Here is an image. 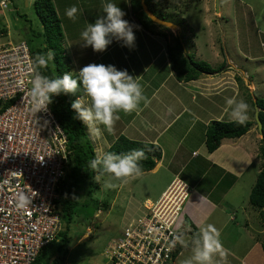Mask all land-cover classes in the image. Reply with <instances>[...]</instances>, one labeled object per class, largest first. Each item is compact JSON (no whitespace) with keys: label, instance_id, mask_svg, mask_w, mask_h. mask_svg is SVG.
I'll list each match as a JSON object with an SVG mask.
<instances>
[{"label":"crops","instance_id":"0c3cea01","mask_svg":"<svg viewBox=\"0 0 264 264\" xmlns=\"http://www.w3.org/2000/svg\"><path fill=\"white\" fill-rule=\"evenodd\" d=\"M52 2L62 28V44L70 62V73L79 76L80 69L88 64L113 65L117 70H126L133 76L141 84L148 100L146 105L141 103L140 110L136 113H119L120 120L116 122L111 135L101 125L103 136L97 139L85 125L96 156L105 153L120 135L159 145L162 157L153 169L144 171L143 174H156L162 170L165 179L160 187L150 191L151 194L143 202L157 200L173 179L180 178L190 187L181 218L187 229L191 232L194 227L199 234L208 225L215 226L221 233L223 246L231 253L228 264H264V251L260 236H257L262 232L261 226L264 224L256 208L249 202L251 188L264 166V158L259 156V138L254 134V126L258 132L257 124L245 135L222 139L212 152L206 149L204 140L208 123L213 120H231L227 101L231 98L241 99L236 96L239 93L236 79H250L243 69V76L232 73L229 64L233 59L225 45L221 46L225 50V59L217 61L218 47L214 50V36L208 38L207 33L205 46L211 52L209 62L213 67L225 65V68L214 74L201 73L190 81H179L171 68L166 50L169 31L158 24L149 28L143 26L133 14L131 0ZM109 2L117 4L126 14L123 19L134 26V46L129 48L124 46L123 41L113 38L105 51L94 52L91 46L83 45L81 33L89 23H94L104 15L103 7ZM73 5L79 9L75 22L65 14ZM167 9L168 6H161L158 11L167 14ZM214 16L220 22L221 11H214ZM205 17L209 19L207 15ZM231 23L234 24L233 21ZM211 28L208 30L212 31ZM180 30L181 27L178 26L177 32ZM193 42L189 49H193L196 59L203 60L206 56L199 44L195 43L194 37ZM189 49L186 51H192ZM254 85L256 88V83ZM256 92L255 89L254 94ZM250 93L253 96V92ZM80 97L87 101L84 94ZM247 97L242 99L248 103ZM251 108L254 114V106ZM251 116L249 115V120L253 119ZM143 210L142 207L141 211ZM190 236L188 233L184 239L187 237V241H190ZM180 252L175 256L173 264H176Z\"/></svg>","mask_w":264,"mask_h":264},{"label":"built area","instance_id":"2783aa9c","mask_svg":"<svg viewBox=\"0 0 264 264\" xmlns=\"http://www.w3.org/2000/svg\"><path fill=\"white\" fill-rule=\"evenodd\" d=\"M9 7L0 0V17ZM24 40L0 44V264H33L61 230L59 187L66 173L67 135L50 105L33 115L34 73ZM19 194L31 203L18 206ZM190 187L173 179L155 202L144 201L141 216L108 245L103 264H173L177 235Z\"/></svg>","mask_w":264,"mask_h":264},{"label":"rangeland","instance_id":"374dc122","mask_svg":"<svg viewBox=\"0 0 264 264\" xmlns=\"http://www.w3.org/2000/svg\"><path fill=\"white\" fill-rule=\"evenodd\" d=\"M201 1L192 2L186 7L180 3V9L168 7L167 14L161 12L160 15L176 24L182 22L181 17L185 18L192 28L195 43L199 44L201 51L204 52L203 55L206 56L203 60L210 65L212 64L209 62L211 52L205 46L207 33L208 38L214 36L216 45L214 50L218 47L217 61L225 59V50L221 47L222 44L225 45L233 59L229 64L232 73L243 76V69L250 77L248 81L247 79H241V81L236 79L239 86V93L236 96L241 98L248 96L249 110L252 111L249 115H252L251 119H255L253 108H251L255 89L258 95H264V0H218V9L222 15L220 22H217L214 16L216 0ZM33 4L34 0H12L11 5L3 10L0 17V44L25 40L31 47L40 46L42 42L40 32L38 33L40 23ZM205 7H207V12H205ZM205 15L209 19H206ZM231 21L234 22L233 25ZM209 27L213 28H211L212 31L208 30ZM167 31L177 34L178 28ZM189 50H192L189 52L194 54L193 49ZM223 68L225 65L218 72H221ZM254 83L257 85L256 88ZM250 91L253 92V96ZM261 97L264 99V96ZM255 128L256 126H254V134L259 138L260 149L262 135ZM161 171L156 174H143L125 185L113 181L117 185L114 188H105L107 177L100 181H96L94 177L90 187L91 197L99 204L105 201L108 208L100 207L101 209L97 210L91 199L87 196L80 197L76 209L78 216L74 214L73 222L69 226V239L64 250L65 264H103L106 261L105 253L111 240L121 234L129 222L141 216L143 200L151 194L150 191L153 188L156 190L161 186V182L165 179V174ZM256 210L259 214L258 209ZM61 226V230L65 229L63 223ZM261 228L262 232L257 234L260 238L264 236V225ZM185 240L188 238L186 237ZM61 241V236L57 235L55 245ZM191 256L192 245L190 243L177 256L176 264H184V261Z\"/></svg>","mask_w":264,"mask_h":264},{"label":"trees","instance_id":"16d2710c","mask_svg":"<svg viewBox=\"0 0 264 264\" xmlns=\"http://www.w3.org/2000/svg\"><path fill=\"white\" fill-rule=\"evenodd\" d=\"M197 1L200 2L201 0H145L149 9L163 19L164 17L158 11V8H161V6L180 9V3L186 7L188 6L187 4ZM8 3L10 6L11 0H8ZM131 6L134 16L143 26L149 28L150 26L156 25L142 11L140 0H131ZM33 8L39 18L40 30L38 33L40 32L42 42L40 46L31 47L24 41L30 48L34 61L37 54H46L51 50L55 54L54 61H50L46 69H40L41 73L50 78L62 76L64 73H70V62L64 53L62 45L63 32L52 0H34ZM181 20L182 22L178 23L181 27L180 32L176 35L170 33V38L167 40L166 46L170 65L176 79L179 81H190L196 79L201 73L211 74L220 71L223 65L213 67L202 59H196L192 52L184 51V48L187 50L189 46H193L194 34L192 28L186 22L187 20L183 17H181ZM160 26L166 30L169 29L162 25ZM186 43H189V45ZM71 75L73 78L79 79L77 74ZM83 94L84 92L81 86L75 94L53 96L52 103L49 104L68 139L66 173L60 183L58 199V214L61 219V224H64L65 229L60 230L58 233V237L61 236L62 241L55 245V238L45 245L33 264H65L64 250L66 249L65 244L69 239V226L73 222L74 214L78 216L76 209L80 202V197L85 198L87 196L91 199L92 204L97 210L101 209L100 207L108 208V204L105 201L99 204L91 197L90 187L96 173L90 169L89 162L96 157V154L86 132L85 125L77 118L76 112L71 108V103ZM254 97L255 101L251 100V104L254 106L256 103L259 108V117L262 122L263 131L259 156L264 158V100L257 94H254ZM253 125H256L254 119L248 120L244 126H240L231 120L211 121L205 128L204 140L206 149L212 152L220 145L222 139L240 137L250 130ZM136 148H142L148 157L145 161L141 162L143 164V172L153 169L156 162L162 157V150L159 145L129 139L123 135L118 136L106 152L111 151L118 154H125L131 149ZM249 202L258 209L261 222L264 224V166L257 174L255 183L251 188ZM188 233L192 236H190V244L192 238L198 233L194 227ZM260 242L264 251V236L260 238ZM182 248L179 244L175 254L177 255Z\"/></svg>","mask_w":264,"mask_h":264},{"label":"clouds","instance_id":"9594fccd","mask_svg":"<svg viewBox=\"0 0 264 264\" xmlns=\"http://www.w3.org/2000/svg\"><path fill=\"white\" fill-rule=\"evenodd\" d=\"M79 9L73 5L66 10V16L73 22L77 19ZM104 15L98 17L94 23H89L81 33L85 47L91 46L94 52H103L112 43V39L123 41L124 46H134L135 34L133 25L123 19L126 15L115 3H106L103 7ZM55 54L51 50L46 54H37L31 71L34 73L30 96L32 98L31 111L36 114L47 111L53 96L61 94H75L83 89L84 97L71 103L77 118L86 125L87 130L97 139L103 136L100 126L111 135L115 124L120 120L119 113L131 115L140 110L141 103H148L143 88L126 70H117L113 65L88 64L80 69L79 79L70 73L50 78L43 75L40 69H46L50 61H54ZM79 81V83H78ZM232 122L244 126L249 120V104L244 99L231 98L227 101ZM142 148L131 149L128 153L118 154L105 152L97 155L89 162L90 169L96 173L95 180H105V188L128 184L143 175L142 161L147 159ZM31 201L24 194L18 196V206L26 207ZM220 231L213 225H208L191 240L192 256L184 264H228L231 254L223 246ZM179 243L188 247L189 241L182 235H177L173 245ZM217 257L219 259H217Z\"/></svg>","mask_w":264,"mask_h":264},{"label":"water","instance_id":"95a60500","mask_svg":"<svg viewBox=\"0 0 264 264\" xmlns=\"http://www.w3.org/2000/svg\"><path fill=\"white\" fill-rule=\"evenodd\" d=\"M140 4H141L142 11L146 14V16L153 23L158 24V25H162V26L167 27V28H169L171 30H176L178 28V24L158 17L152 10L149 9V7L146 4L145 0H140ZM218 10H219L218 9V0H216V12H218ZM177 34H178V32H177ZM184 51H186L185 48H184ZM254 101H255V98H254ZM254 108H255V111H254L255 112L254 113L255 119L254 120H255V122L257 124V128H258L259 133L262 135V133H263V131H262V122H261L260 117H259V108L256 105V103L254 104Z\"/></svg>","mask_w":264,"mask_h":264}]
</instances>
